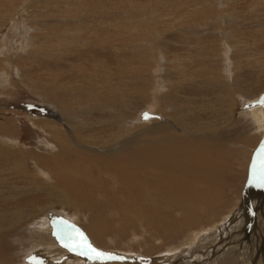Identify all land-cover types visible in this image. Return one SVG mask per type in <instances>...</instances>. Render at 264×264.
<instances>
[{
    "label": "bare ground",
    "instance_id": "bare-ground-1",
    "mask_svg": "<svg viewBox=\"0 0 264 264\" xmlns=\"http://www.w3.org/2000/svg\"><path fill=\"white\" fill-rule=\"evenodd\" d=\"M229 1L191 0V4L187 6L188 8L195 9L199 7L202 9L208 7L206 9L207 12L200 15H196V13L188 15L189 18L183 16L185 23L176 22L173 27L170 26V20H167V22L164 20L157 21L156 19L154 20L155 17L128 20L126 22L130 25L128 29L131 31L124 29L123 26L126 22L117 20V23L110 22L111 20H106L105 22L101 18V21H97L92 14L89 17L90 20L82 18L80 15L76 17L75 13V16H73L71 12L67 11V6H65L63 7L64 12L61 10L63 19L58 20L61 23L59 25L60 28L55 29V32L47 33L48 31H46V34H44L43 29H35L34 34H29V29H25L24 34L22 32L23 29L21 32L24 35L22 34L23 36H21L26 39V43L29 41L27 46L22 44L25 41L22 40L18 44L16 43V48L14 47L11 50L7 49V47L4 48L3 43L0 42V83L6 84L5 86L8 87L11 93L13 84L18 83L20 86L23 84L22 87L25 90L38 98L42 104L51 105L56 113L48 112L49 116L46 118L36 115L27 116L30 124L43 136L42 139L38 140V143L42 147H47L51 152H48V154L44 153L45 155L41 153L40 155H32L30 153L31 158L36 159L34 161L35 170L41 177L31 178L29 176V180L25 184H34L35 189L39 192L45 191L44 189L40 190L38 186L42 183H48L46 180L49 179L52 187L50 185L47 188L49 191L47 196L54 199L62 207L60 211L73 210L72 216L76 226L81 223L79 227H82L80 228L94 247H103L106 242L112 243L114 247L126 243V248L123 251H121V248L116 251L128 253L129 257H133V259H129L126 254L125 257L118 258L120 262L116 263L112 262L116 257L114 259H107L103 256L96 258L94 253L90 252L88 248H85L86 250L83 253L91 258H86L79 252L74 251L73 254L64 255L67 246L66 249H55L54 236H50L52 234L49 235V232H47L48 226L51 225L48 221L50 216L48 212H55L54 209L57 208L51 204L48 208L39 210L33 215L18 207L13 211L0 210V224H6L5 229L0 228V264H15L13 262L15 258L22 260L25 256L44 251V249L45 258L41 259L45 264H201V256L197 258L198 260L194 259L187 262L188 259H184V257L179 259L180 254L190 246H193L199 236L194 233L195 229H202L203 227L214 228L216 225L215 232L223 230L220 232L222 238L217 240L214 247L212 246L213 251L206 259L207 264H220L222 262L220 259H223V264H264L263 188L261 189L262 194L256 197L251 194L250 186L248 189L247 187L243 189L241 186L243 190L240 188L238 196L236 195L238 201L236 204L234 203V207L233 204L232 208H230L233 210L229 212L230 210L228 209L227 212L229 213H225L227 216L219 218L224 213L221 210L223 205L222 175L232 165L228 164L225 153L227 152L228 154L230 151L234 155L237 152L242 153V150H236V146H240V142L237 143V135L235 133L240 127H246L248 131L255 133V138L249 142L247 147L250 151L249 153L248 150L246 151L245 156L248 157L246 162L251 159V154H253L251 152H257V149L255 150L256 146H258L257 144L264 139V92H260L255 97H245L234 83L235 79H237L239 63L234 59L237 51L236 46L230 43L232 41L229 42V38L234 35L231 36V34L226 32L228 24L234 20L228 7ZM17 3L18 9L23 16H32L35 21L36 18H40L35 13L31 14L32 12L27 11V9L37 6L33 3V0ZM174 6L177 5L175 4ZM181 6L183 5L181 4ZM53 9L51 7V10ZM187 9L184 6L182 10L187 12ZM194 11L192 10V12ZM44 13L47 14V10ZM22 18L21 20L27 24L31 20V18ZM42 21L46 20H40L39 23ZM168 26L184 35L191 34V36L199 39L207 36V30L213 27V30L218 34V37H216L218 45L217 49L215 48L217 54L212 56L210 52L209 56L211 58L216 56L220 60L222 63L220 71L213 74V72H210L211 70H208L209 67L207 69H195L192 67L191 69L183 63L177 54L169 57L162 45L172 35ZM98 31L105 33L102 32L107 40L105 42L106 45L112 38L115 39V43L117 40L126 38V50L128 48L137 52L135 58L139 69L142 67L138 71L139 75L135 68L132 69L131 73L132 76L135 75V79L142 78L139 89L124 94V100L120 103L121 112L116 118L113 119L112 117L113 120L111 119L110 122L107 121L105 125L101 126L91 120H83L85 117L83 116L82 119L76 113L72 104L69 105L71 101H68L71 100L68 97L73 95L71 94L73 90L61 92L63 89L58 88L64 94V100L60 92L56 90H50L49 92L46 90V92L37 93L31 83L26 85L20 80L15 82L9 78L8 72L11 73V69L13 70V67L17 66H14L16 58L30 59L35 62H59L62 59L61 56H65L72 51L70 50L72 47L76 48L81 43H85L84 41L95 38L94 36ZM99 33L98 36L101 35ZM40 36L45 39L52 38L54 39L53 42L57 43L59 41V43L61 42L65 45L62 44L60 46V43L57 45V50H55L56 48L52 49V47H48L41 42V39L38 38ZM195 38H192V40ZM34 41L42 44L37 45L33 43ZM130 43H132V46ZM19 53H21L22 57L18 55ZM21 59L20 61H22ZM147 59L150 62H147ZM212 62H215V60ZM214 69H216V65ZM44 73L47 74V71ZM52 73L49 72V75H46V79L53 76L51 75ZM172 75L175 80L170 78ZM187 77L189 78V85L199 89L196 93L206 91V94L209 93V98H194V96H190L192 97L191 100L188 97L185 98L184 95L187 93L183 92L182 88L185 87L184 83L187 81ZM59 79L60 77L55 75L53 82H51L56 83V81H60ZM74 86L76 87L77 85ZM78 90L77 88L76 91ZM92 90L97 92L96 86ZM176 90H179V94H177L179 102L178 100L176 102L173 101L175 97L172 94L177 92ZM212 91L213 93L211 94ZM3 94L1 90L0 96ZM180 94L182 97L179 99ZM4 95L10 99L13 98L10 93H5ZM132 96L137 98V102L143 104L145 110H149V114L146 115L149 118L147 121L141 122L135 119L138 111L136 110L137 104L133 105L132 101L126 100L127 97ZM81 100H83L82 97H79V101ZM91 103L93 102L91 101ZM239 103L243 108L235 117L234 108ZM194 104H200L201 107L197 109L198 107H194ZM203 107H211V109L207 110ZM132 110L134 111L132 112ZM202 110L207 111H203L204 113L200 114ZM142 111L143 109L140 113ZM14 113L17 115L16 112ZM2 118L4 120V116ZM8 124L10 123L8 122ZM4 128L2 129L4 130ZM9 136L11 137L12 135ZM10 137L6 139L0 138V143L8 145L7 143L14 139L13 137V139L9 140ZM243 142L242 144H246L245 140ZM228 146L231 148L229 149L230 151L226 149ZM261 148L264 150V147ZM2 150L5 151L3 148ZM9 150H6V153L7 151L9 153ZM27 150L29 149L27 148ZM27 150L25 151L26 153ZM2 156H4L3 153ZM254 161L257 162L256 158ZM246 162L241 164V168H244L242 173L245 177L248 169ZM26 171H23L25 176L29 175ZM251 171L253 170L251 169ZM21 179L23 178L21 177ZM244 180L246 181V179ZM15 193L16 191H13L11 195ZM96 197L99 201H96ZM98 207L101 211L94 210ZM242 208L246 209V211H243ZM108 210L113 213V217L108 215V218L111 219H108L107 216L104 218ZM241 211L243 218L239 217ZM86 213L90 217H87ZM42 214L46 215L45 217H48V220H44V218L36 220V229L33 227L29 228L32 220ZM60 216L65 220L68 219L62 212L58 217ZM226 218H228V221H222ZM60 221H62L61 218ZM58 224H61V222ZM23 227H27V234L24 232L25 234L21 237H15V244H10L14 254L6 252L3 249V241H6L7 238L11 239L13 235L15 236V234L12 235L14 230H21ZM58 231L60 232V230ZM217 234L214 233V235ZM218 237H215V239ZM243 238L245 241H243ZM135 243L138 244V247L143 246V244L147 246L136 248L134 247ZM16 247L20 248V250L16 251ZM226 247H229V249ZM15 252L20 253V255L17 256Z\"/></svg>",
    "mask_w": 264,
    "mask_h": 264
},
{
    "label": "rangeland",
    "instance_id": "rangeland-1",
    "mask_svg": "<svg viewBox=\"0 0 264 264\" xmlns=\"http://www.w3.org/2000/svg\"><path fill=\"white\" fill-rule=\"evenodd\" d=\"M23 1H25V0H14V1L9 0V3H8V0H0V9H1L0 10V42L3 43L4 48L7 47V49H9V50H11L14 47L16 48V43L18 44V42L19 41L21 42L22 40H25L22 42V44L24 46H27L29 41H27V43H26V39H23V37H22L25 34L24 33L25 29H29V31H30L29 34H34L35 29H40V30L43 29L44 34H46L45 33L46 31H48L47 33H51V32L53 33V32H55V29L56 30L59 29L60 28L59 25L61 23L58 20L63 19V17H62L63 13L61 12V10L64 12L63 7H65V6H67V11L71 12V14L73 16L76 15V17H77L78 15H80L82 18H88V20H90L89 17L92 15H93L95 20L97 19V21H99L101 18V20H104L105 22H106V20H109V21L111 20L110 22H113V23H115V22L117 23V21L126 22L128 20H133V19L137 20V19H141V18L146 19L148 17H152V18L155 17L154 20L156 19L157 21L158 20H162V21L164 20L165 22H167V20H170V26H172V27L174 26V24L176 22L185 23L184 17L189 18L188 15H194L195 13H196V15L204 14L205 12H207L206 9H208V7L207 8L204 7L205 9L204 8L201 9L199 7L195 8V9L190 8V7L188 8L187 6H189L191 4V2H190L191 0H189V1L188 0H33V3L36 4L37 6L31 7L30 8L31 10L27 9V11L29 10L28 12H32L31 14L35 13V15H38L40 17L39 19L36 18V21H35V19H33L32 16L31 17H29L28 15L23 16L21 14L20 10L18 9V3L17 2L22 3ZM187 1H188V3H187ZM8 4H10V5H8ZM11 4H12V6H11ZM175 4L177 6H174ZM181 4L183 6H181ZM249 5H251V6H249ZM184 6L186 9L188 8L187 12L185 10H182V9H184ZM51 7H53L54 9L51 10ZM228 7H229V10H231V12H230L231 17L234 20H232L230 22V24H228V26L226 28V32L231 34V36L234 35L233 37L229 38V42L232 41L230 43H233L236 46L237 51L235 53L234 59H235V61H238V63H239V68H238V75L239 76L237 75V77H236L237 79H235L234 83H235L236 87L241 90L242 95H244L245 97H255L260 92H262V91L264 92V0H255V1L254 0H230L228 3ZM86 9H88V10H86ZM198 9H200V10H198ZM46 10H47V14L44 13ZM192 10H195V11L192 12ZM184 11L186 12V14H184L185 13ZM80 12H81V14H79ZM150 12H152L153 14ZM74 13H75V15H74ZM95 13H97V14H95ZM145 14H146V16H145ZM159 15H160V17H159ZM21 18L22 19L31 18V20L27 24L26 22L21 20ZM42 18H44L47 22L42 21L41 23H39L40 20H44ZM162 18H164V19H162ZM195 18H197V17H195ZM172 19H173V21H171ZM129 26L130 25L127 24V22H126L123 27H124V29L129 30L128 29ZM170 26H168V27H170ZM213 29H214L213 27H210V30H207V32H208L207 36L201 37L200 38L201 40H200L199 38H195L194 36H191V34H189L190 36L184 35L183 33L177 32L176 29H172L170 27L169 30H171V32L170 31L169 32L172 33L171 38L168 39L167 42L163 43L162 45H163V47H164V49H165V51L169 57H173L175 54H177L178 57H180V59H182L183 63L187 67H189L191 69H192V67H194L195 69H201V68L207 69L208 67L209 68L212 67L211 69L208 68V70H211L210 72H213V74L218 73L220 71L222 63L220 62V60L218 58H216V56L212 57V58H211V56H209L210 52L212 53V54L210 53L212 56L214 54H217L216 53L217 51L215 50V48L217 49V45H218V42L216 40V37H218V34ZM129 31H131V30H129ZM192 31H194V30H192ZM99 32L100 31H98L96 33V35L94 36L95 38H92L90 40L88 39V40L84 41L85 43H81V45L77 46L76 48L72 47L70 49L72 51L65 56H61L62 59L59 62L58 61L57 62L54 61L53 63L52 62H38V61L35 62L33 60H30V59L27 60L24 58L23 59L16 58L14 66L15 65H17V66L13 67L14 68L13 70L11 69V71H12L11 73L8 72L9 78L11 79V81H15V82H18L20 80V82L22 81L26 85L31 83L32 86H34L37 93L46 92V90H47V92H49L50 90H56V91L60 92L59 89H61V90L63 89L61 92H64L66 90H67V92H70L71 90H73V92L71 93L73 95H71L70 97H68V96L67 97L71 98V100H68V101H71V103H69V105L72 104V106L75 108L76 113L80 117H82V119L84 116L85 119H83V120H91L93 122L99 123V125H101V126L105 125L107 123V121L110 122L112 117H113V119L116 118L118 116V114L121 112L120 103L124 100L123 99L124 94H126L127 92L128 93L134 92L135 89H139V86L142 83L141 82L142 78L141 79H135V75L132 76L131 73H132L133 68H135V71H137V73H138V71H140V69L142 67L140 69L138 67V63H137L136 58H135L137 56V52H134L128 48L126 50V48H125V45L127 43L126 38H123L124 41H123V39H120V40H117L118 43H117V41L115 43V41H114L115 39H113L111 37L112 39L109 40L108 44L106 45L105 42H107V40H106V37L104 36L105 33L103 31H101L100 33ZM213 32H214V34H213ZM98 33L101 35L98 36ZM208 35H211V36H208ZM38 38L41 39V42L45 43L46 46L52 47V49L56 48L55 50L58 49L57 45L61 43V42L59 43V41L57 43L53 42L54 39H52V38L45 39L41 36ZM192 38H195V39L192 40ZM111 42H113V43L111 44ZM33 43H35L37 45L42 44V43H39L36 41H34ZM215 43H217V44H215ZM62 44L65 45L64 43H61L60 46H62ZM100 44H101V46H100ZM102 44L103 45L105 44V46H103ZM131 44L132 43H130V45ZM87 45H89V46H87ZM120 45H122V46H120ZM23 47H21V48H23ZM206 47H208V48H206ZM91 48H93V49H91ZM23 49H25V48H23ZM129 51L132 53H130ZM20 54L21 53H19L18 55H20ZM20 56L22 57V55H20ZM20 59L22 61H20ZM128 59H129V61H127ZM210 59H212V60H210ZM125 60H126V62H125ZM213 60H215V62H212ZM146 61L150 62L148 59ZM216 61H218V62H216ZM207 62L209 64H212V65H209ZM215 65H216V69H214ZM208 70H206V71H208ZM46 71H47L48 75H49V72H51V73L53 72L55 74L52 73L51 75H53V76H50V77L47 76L48 78L46 79L47 74L44 73ZM214 71H216V72H214ZM20 75H21V79H20ZM55 75L60 77V79H59L60 81H56V83H52ZM138 75H139V73H138ZM43 76H45V77H43ZM35 77L38 79H36ZM31 78H32V80H31ZM170 78L175 80V77L173 75L170 76ZM186 80L187 81L184 83L185 87L182 88L183 92L187 93L184 95L185 98L188 97V98H190V100L192 99V97H190V96H194V98H197V97L209 98L208 97L209 93L206 94V91L205 92L200 91L201 93L200 92L196 93V91H198L199 89L197 87L189 85V81H188L189 78L188 77ZM16 84H13L14 89L13 88L11 89L12 90V93H11V92H9L8 87L5 86L6 84L0 83V92L2 90V92L4 94L10 93V95L13 97L10 99L9 97H6L4 94L0 96V113H1L0 114V125H1L0 126L1 127L0 128V138L6 139V138L10 137L9 135H12L9 139V140H11V138L13 139V137H14V139L11 140V142H9L11 146L9 145V143H7L8 145L0 143V145H1V147H0L1 148L0 149V151H1L0 152V155H1L0 156V179H1L0 180V186H1L0 187V210L4 209L6 211L7 210L13 211L16 209V207H18L19 209H24L26 211V213H30L33 215V214H36L39 210H42L44 208H48L52 204V205H54V207H57L58 209L55 208L54 209L55 212L54 211L48 212L50 215L49 220H48V217L47 218L45 217L46 215L42 214L41 216L36 217L32 220L31 224L29 225V228L33 227L34 229H36L35 228L36 227L35 226L36 220H41L43 218H44V220H48L51 223V225H49L51 227L49 229V226H48L47 232H49V235L52 234L50 236H54L53 240H55V242H56V243H54L55 249H58V250L59 249H66V246H67L66 251H64V255H67L68 253L73 254V251H74V252H79V254L85 256L86 258L87 257L91 258L87 254L83 253V251L86 250L85 248H88L87 246H90L93 249H96L97 252L102 253L103 254L102 256L107 258V259H114L116 257L115 258L116 260L114 259L115 261L114 260L112 261V262H116V263L120 262L119 259L125 257L126 254L129 257L130 255L128 253L116 251L119 248H121L122 249L121 251H123L126 248V245H127L126 243L125 244L124 243L119 244V245L114 247V245L112 243L106 242V244L104 243L103 247L102 246L99 248L94 247V245L88 241V237L86 236V234L81 229L82 227L81 226H80L81 228L79 227V225H81V223L76 226L75 220L72 216L73 210L71 211L69 209L68 210L66 209V212L60 211V210H62V207L54 199L49 198L47 196L49 194V191L47 188H49V186L51 185L49 179L46 180V182H48V183H46V184L42 183V184H39V186H38V188H40V190L44 189L45 191L42 190L39 192L37 189H35L36 187H34L35 186L34 184H32V185H26L25 184V182L29 180L28 179L29 176L31 178H35V177L37 178L38 176H40L37 173V171L35 170V166H34V161L36 159L31 158L30 153L32 155L33 154L40 155V153L45 155V154H48V152H51V150H49L47 147H42L38 143V140L42 139L43 136L39 131H37L30 124L27 116L36 115L38 117L46 118L49 116L48 112H54L55 113V110L52 108L51 105L47 106V105L42 104L38 98H36L32 94H30L27 90H25L24 87H22L23 84L21 86H20V84L18 85V83H16ZM94 84L96 86L97 92L94 91L95 89L91 91V89H93V87H95ZM74 85H77L78 87L77 86L75 87ZM48 86H50V87H48ZM54 86H56V87H54ZM57 86H60V87H57ZM1 87H3V88L1 89ZM18 88H19V90H18ZM77 88L79 89L78 91H76ZM61 92H60V95L65 100L64 94ZM212 93H213V91L211 92V94ZM177 94H179V90L172 94V96L175 97V100H173L174 102H176V100H178ZM79 97H82V99H83V100H81L82 102L79 101ZM105 97H107V98H105ZM181 97H182V95L180 94L179 99ZM126 100L129 102L132 101L131 103L133 105L137 104L136 110H138V111L136 112L137 116L135 115L136 113L134 114L136 116L135 119H138L141 122H145V121H147V119H149L148 116H146L147 114H149V110H145V108L143 107V104L137 102L136 97H133V96L127 97ZM6 101H8L7 102L8 104L6 103ZM75 101H77V102H75ZM91 101L94 104L91 103ZM178 102H179V100H178ZM194 107H198L197 109H199V107H201V105L200 104H194ZM203 108H206L207 110L211 109V107L210 108L203 107ZM242 108L243 107L240 103L234 108L235 109V111H234L235 117H237L238 112L242 111ZM142 109H143V111L140 113V111ZM207 110H202L200 112V114L204 113L203 111H207ZM133 111L134 110H132V112ZM14 112H16L17 115ZM1 116L2 117L4 116V120ZM6 118H8V120H6ZM138 120H136V121H138ZM8 122L10 124H8ZM8 127H10V128H8ZM2 128H4V130ZM17 129H18V131H17ZM246 131H247V133H246ZM13 133H15V134L13 135ZM17 133H18V136H17ZM235 134L237 135V138H236L237 143L240 142L239 143L240 146H236V150L238 151L240 149V150H242V153L237 152L236 155L231 154L230 152H232V151L229 150V149H231L230 146L226 147V149L230 152H228V154L226 152L225 156H226V159L228 160V164H232V165H230L229 168L226 169L222 175V181L223 182H222L221 188L223 191V195H222L223 205L221 207V210L224 213H222L223 216L221 215L222 217H219V218L226 217L227 216L226 214L233 210V209L231 210L230 208H232L231 206L234 203L235 204L237 203V201H238L237 196L239 194L241 186L243 189L246 187L248 189V187L250 186L251 191H252L251 194H253V196H256V197H258L262 194V190H261L262 188L264 190V150L261 148V147H264V139H262L263 141L261 140V142L257 144L258 146H256L257 148H255V150L257 149V152H255V151L251 152L253 154H251L252 157L250 156L251 159H249V161H248L249 163H248V162H246V159L248 157L245 155H246V151L248 150L247 147H248L249 142L255 138V136H254L255 133L248 131V128H246V127H240V128H238V130ZM1 136H3V137H1ZM244 140H245L246 144H242V143H244L243 142ZM16 141H18V142H16ZM13 142H14V145H13ZM2 148L5 149V151L2 150ZM11 148L12 149L14 148V150L12 151ZM27 148L29 150H27ZM6 150H9L10 152L8 153V151H7V153H6ZM26 150H27V153L25 152ZM249 151L250 150H248V153H249ZM2 153L4 154L5 157L6 156L7 157L5 158L4 156H2ZM11 153H12V155H11ZM248 153H247V155H249ZM20 154H22V155H20ZM227 155H228V157H227ZM10 156H11V158H9ZM14 156H16V157H14ZM255 158H256L257 162L254 161ZM242 162H246L248 165L247 168L249 170L247 169V176L246 177L242 173V172H244V170H243L244 168L243 169L241 168V164H244ZM258 162H260V164H258ZM247 165H244V166H247ZM250 165H252V166H250ZM260 165H261V167H260ZM16 167H18V168H16ZM251 169L253 171H251ZM23 171L28 172L29 175L25 176L23 174ZM255 173L259 174V176L255 177V178H253V177L250 178V176L252 174H255ZM6 174H7V176L9 174H11V175H9L7 178ZM18 174H19V176H18ZM1 175H3V176H1ZM31 175H33V176H31ZM21 177L23 179H21ZM40 177H38V178H40ZM4 178H6V179H4ZM24 178H26V180H24ZM244 179H246V181ZM16 180H18V181H16ZM251 180H253V181H251ZM258 181H260V182H258ZM16 182H18V183H16ZM19 182L22 184H20ZM50 187H52V185ZM13 191H16V193L11 195L13 193ZM55 192H57V191H55ZM235 199H236V201H235ZM96 201H99V199L97 198ZM235 204L233 205V207L235 206ZM228 209L230 210L229 212H227ZM94 210L101 211V209L99 210V207L97 209H94ZM242 210L246 211V209L244 210V208H242ZM58 212H59V214L61 212L64 213L68 219L65 220V219H63L62 216L58 217L59 216ZM106 213L107 214H105L104 218L106 216L108 218V215L110 217H113V215H112L113 213H111V211L108 210ZM240 213H241V215L239 217L243 218L242 217V214H243L242 211ZM86 214H87L86 215L87 217H90L88 213H86ZM60 218L62 219V221H60ZM108 219H111V218H108ZM227 219L228 218H226L222 221H225V220L228 221ZM63 220H65V221L63 222ZM70 221H72V222H70ZM82 221H83V219H82ZM60 222H61V224H58ZM64 224H67V225H64ZM5 225L6 224H3V223L0 224V228L5 229ZM57 226L59 227V229ZM63 226H65V227L67 226V227L65 228ZM54 227H56V228H54ZM216 227H217V225L214 228L213 227L212 228L203 227L204 230H203V228L202 229L201 228L195 229L197 231L194 230V233L196 235L198 234L199 236L197 237L193 246H190L189 248H187V250L181 252L179 259H183V257H184V259H188L187 262H190L189 260H191V261L194 259L198 260L197 258L199 256H201L202 259H200V260H202V261L200 263L201 264H204V263L207 264V261H206L207 257H209L211 252L213 251V247L216 245L217 240H219V238H222V234L220 232H222L223 230H220V232H219V230H217L218 232L217 231L215 232ZM23 228H21V230L20 229H17V230L13 229L14 233H12V235L15 234V236L13 235L11 237V239L7 238L6 241L5 240L3 241L4 243L2 242L3 243L2 244L3 249L6 252H8V253L10 252L12 255L14 254V252H12L13 248H11L10 246L12 244H15V242H16L14 239L15 237H21L25 233L27 234V229H26L27 227H23ZM54 230H55V232L53 233ZM58 230H60V232ZM214 233L215 234L218 233V234L214 235ZM218 235H220V236L218 237ZM81 236L83 237V241H81ZM62 237H65V238H62ZM215 237H218V238L215 239ZM68 240H70V241H68ZM243 241H245L244 238H243ZM156 243H158V242H156ZM68 244H70L71 247ZM83 244L87 245V246H83ZM73 245H81V246L73 247ZM135 245H137V246H135ZM219 245H221V244L219 243ZM145 246H147V245L143 244V246H140V247H145ZM107 247H109V248H107ZM134 247L137 248L138 244L135 243ZM140 247H138V248H140ZM226 248L229 249V247H226ZM53 249H54V247H53ZM15 250L19 251L20 248L16 247ZM44 251H45V249H44ZM44 251H39L38 253H32L30 256L29 255L27 257L25 256L24 257L25 259L23 258L22 260L15 258V260L13 262H15V264H23V262H24V264H45L42 260L43 258H45L44 257L45 256ZM15 253L17 256L20 255V253H17V252H15ZM198 253H199V255H198ZM77 254H76V256H77ZM133 255H137V254H133ZM129 259H133V257H129ZM143 261L145 262V260H143ZM143 261H142V263H143ZM220 261H222L220 264L224 263L223 259H220Z\"/></svg>",
    "mask_w": 264,
    "mask_h": 264
},
{
    "label": "snow or ice",
    "instance_id": "snow-or-ice-1",
    "mask_svg": "<svg viewBox=\"0 0 264 264\" xmlns=\"http://www.w3.org/2000/svg\"><path fill=\"white\" fill-rule=\"evenodd\" d=\"M81 241H83L82 236H81ZM78 246H81V245H73V247H78ZM83 246H87V245H83ZM87 247L90 252L94 253L96 258H100L103 255L102 253L97 252L95 249H92L90 246H87Z\"/></svg>",
    "mask_w": 264,
    "mask_h": 264
},
{
    "label": "water",
    "instance_id": "water-1",
    "mask_svg": "<svg viewBox=\"0 0 264 264\" xmlns=\"http://www.w3.org/2000/svg\"><path fill=\"white\" fill-rule=\"evenodd\" d=\"M258 176H259V174H256V173H255V174H252V175L250 176V178H251V177L255 178V177H258Z\"/></svg>",
    "mask_w": 264,
    "mask_h": 264
}]
</instances>
